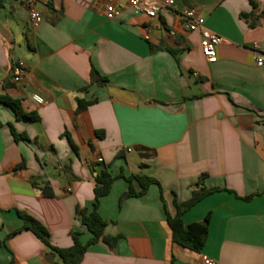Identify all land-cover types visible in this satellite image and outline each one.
Returning <instances> with one entry per match:
<instances>
[{"label":"crops","instance_id":"0c3cea01","mask_svg":"<svg viewBox=\"0 0 264 264\" xmlns=\"http://www.w3.org/2000/svg\"><path fill=\"white\" fill-rule=\"evenodd\" d=\"M1 3L0 95L36 118L0 102V264H62L20 213L46 228L50 246H71L72 231L85 242L75 209H91L103 169L156 182L123 197L128 182L113 180L97 213L102 235L116 240L90 244L78 264H200L202 255L264 264V67L253 58L254 42L264 56V15L253 27L242 16L258 17L264 0H174L152 18L125 7L113 19L107 0H38L35 27L23 0ZM183 7L219 35L215 61L203 57L198 31L184 29ZM18 60L26 71L14 82ZM92 67L103 84H90ZM78 98L95 101L77 110ZM9 124L26 138L15 140ZM202 173L206 187L225 189L181 214L186 224L209 214L193 251L172 241L166 216Z\"/></svg>","mask_w":264,"mask_h":264},{"label":"trees","instance_id":"16d2710c","mask_svg":"<svg viewBox=\"0 0 264 264\" xmlns=\"http://www.w3.org/2000/svg\"><path fill=\"white\" fill-rule=\"evenodd\" d=\"M2 6L0 0V7ZM260 15H264V9L257 16H254L252 12L243 13L242 16L245 17L248 21V25L250 27L255 26L258 23V18ZM168 50L175 54L177 52L176 49L168 48ZM106 81V77L101 75L94 67L90 70V84H103ZM95 101V98L91 100H85L82 98L77 99V110L84 109L88 104H91ZM0 102L8 105L17 115V117H24L28 119H35V113H25L20 107L19 101L16 99H12L7 95H0ZM10 131L15 140L26 138L24 133H17L12 126L9 124ZM205 174L202 173L199 175L198 180L196 182V187L191 191L190 197L185 201H179L175 203L176 213L173 216L167 214L166 221L171 230V238L172 241L176 244L188 248L193 251H200L203 245L205 244L207 237V223L209 214H207L203 220L201 221H193L190 223H184L181 214L188 208H190L193 204L199 201L201 198L206 196L207 194L225 189V187H206L203 184V178ZM116 177H123L128 182V190L123 194V197L129 196H139L143 194L149 184L156 182L155 179L148 177L143 174H132L128 176H124L123 174L112 175L106 169H103L95 176V183L93 187V201L92 207L89 211L86 209L76 208V214L79 217L81 223L87 228L90 232L91 236L85 242H81L79 239V232L72 231L71 236L73 239V244L69 247L59 248L50 246L47 242V230L46 228L33 217L20 213L21 218L23 219L24 228L32 231L37 237H39L52 251H54L62 264H78L87 249V247L101 239L108 245L113 244L116 238L106 237L102 235V228L105 225V222L97 213V207L99 203L100 197L106 195L109 190L113 180ZM133 181H136L140 187L138 191H135L131 185ZM44 193L47 196H51V193L44 187ZM250 196L245 197L248 199Z\"/></svg>","mask_w":264,"mask_h":264},{"label":"built area","instance_id":"2783aa9c","mask_svg":"<svg viewBox=\"0 0 264 264\" xmlns=\"http://www.w3.org/2000/svg\"><path fill=\"white\" fill-rule=\"evenodd\" d=\"M27 10L30 24L35 27L41 21V13L37 8L38 0H23ZM174 0H107L104 6V15L108 19L115 18L125 7H129L136 14H144L149 18L154 17L160 9L174 7ZM183 22L184 29L188 31L196 30L199 33V46L201 53L206 61L213 62L216 60V45L220 37L217 33L208 29L204 24V17L193 7H183L179 11ZM253 58L257 66L264 67V56L257 50L256 42L253 43ZM26 65L23 61L18 60L11 68V76L14 82H18L20 77L25 73ZM33 99L40 103L42 99L38 95H33ZM101 162L102 158L97 157ZM200 264H216L215 260L207 255H202Z\"/></svg>","mask_w":264,"mask_h":264}]
</instances>
